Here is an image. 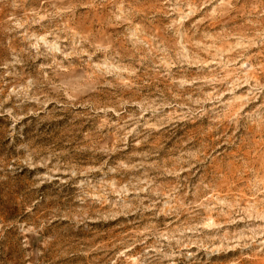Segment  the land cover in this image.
Listing matches in <instances>:
<instances>
[{
  "label": "rangeland",
  "instance_id": "obj_1",
  "mask_svg": "<svg viewBox=\"0 0 264 264\" xmlns=\"http://www.w3.org/2000/svg\"><path fill=\"white\" fill-rule=\"evenodd\" d=\"M0 264H264V0H0Z\"/></svg>",
  "mask_w": 264,
  "mask_h": 264
}]
</instances>
